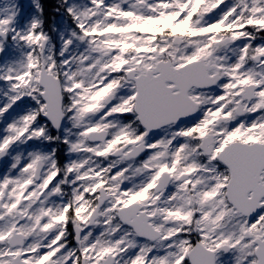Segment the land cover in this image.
Here are the masks:
<instances>
[{
  "label": "snow or ice",
  "instance_id": "snow-or-ice-1",
  "mask_svg": "<svg viewBox=\"0 0 264 264\" xmlns=\"http://www.w3.org/2000/svg\"><path fill=\"white\" fill-rule=\"evenodd\" d=\"M0 264H264V0H0Z\"/></svg>",
  "mask_w": 264,
  "mask_h": 264
},
{
  "label": "trees",
  "instance_id": "trees-1",
  "mask_svg": "<svg viewBox=\"0 0 264 264\" xmlns=\"http://www.w3.org/2000/svg\"><path fill=\"white\" fill-rule=\"evenodd\" d=\"M46 7L48 8V11L50 12V9H52V6L55 4V0H43Z\"/></svg>",
  "mask_w": 264,
  "mask_h": 264
},
{
  "label": "rangeland",
  "instance_id": "rangeland-1",
  "mask_svg": "<svg viewBox=\"0 0 264 264\" xmlns=\"http://www.w3.org/2000/svg\"><path fill=\"white\" fill-rule=\"evenodd\" d=\"M22 2H23V3H28V2H29V0H22Z\"/></svg>",
  "mask_w": 264,
  "mask_h": 264
}]
</instances>
